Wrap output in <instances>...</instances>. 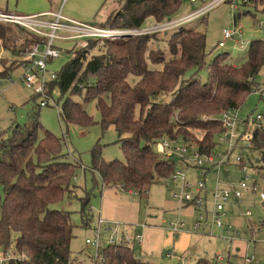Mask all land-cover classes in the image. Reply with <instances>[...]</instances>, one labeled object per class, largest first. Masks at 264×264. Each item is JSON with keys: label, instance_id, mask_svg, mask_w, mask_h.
<instances>
[{"label": "trees", "instance_id": "trees-1", "mask_svg": "<svg viewBox=\"0 0 264 264\" xmlns=\"http://www.w3.org/2000/svg\"><path fill=\"white\" fill-rule=\"evenodd\" d=\"M184 1L119 0L121 6L100 27L141 30L147 20L168 23ZM250 3L264 0H248L245 5ZM0 41L13 60L25 67L27 50L45 39L17 25L0 23ZM87 42L89 47L69 51L71 59L48 82V94L54 100L53 92H60L59 104L54 103L67 125L95 124L82 102L96 103L101 127L116 129L125 162H106L97 143L91 151L90 170L99 174L103 187L134 192L141 199L148 198L154 184L170 181L178 168L175 157L154 150L159 141L166 139L212 154L226 132L221 115L240 109L251 93L263 92L255 83L264 66L262 41L253 43L241 67L227 63L226 55L207 63L205 33L187 24L177 27L171 36L167 31L114 41L90 38ZM15 67L0 72V83L10 78ZM206 68L204 80L201 73ZM35 98L42 108L39 95ZM257 115L261 120L250 151L258 159L243 156L242 163L262 172L260 181L264 182V117L252 116ZM37 117L33 115L35 123L17 124L0 136V249L14 247L25 256L24 261L11 264H84L71 251L76 227L71 213L52 208L65 196H74V163L65 161L64 142L45 130ZM90 198L86 194L79 199L84 228L92 223ZM261 226L264 228V222ZM97 254L96 259L88 255L92 264H152L143 262L127 244H103ZM219 260V256H204L198 264H219Z\"/></svg>", "mask_w": 264, "mask_h": 264}, {"label": "rangeland", "instance_id": "rangeland-1", "mask_svg": "<svg viewBox=\"0 0 264 264\" xmlns=\"http://www.w3.org/2000/svg\"><path fill=\"white\" fill-rule=\"evenodd\" d=\"M63 1V2H62ZM0 0V10H9L10 13L20 15H34L41 10L58 12L61 9L62 15L80 23L90 24L100 27L109 15L121 6L119 0H72L65 6L64 0ZM211 2L215 0H210ZM248 0H227L203 14L186 22L188 27L202 31L206 35V51L208 53L207 63L212 62L218 56L226 55V62L236 67H241L248 60V54L254 42L264 43V3L245 5ZM25 5L23 8L22 6ZM201 0L191 2L185 0L172 21L180 17H188L197 14L203 7ZM71 11V14L69 13ZM45 20V19H44ZM167 23H157L147 20L142 29L146 30L141 35L165 33L173 34L178 26L166 29ZM224 30H238L241 36H236L228 40L223 47H219L222 41ZM68 33H64L66 35ZM137 36V35H136ZM119 37V39L127 38ZM87 38L62 42L56 44L63 49L57 59L48 64L50 73H57L71 59L72 48H87L81 43ZM114 41L115 39H108ZM1 42V41H0ZM2 43V42H1ZM78 47V48H77ZM43 47L40 49L42 50ZM7 63V64H3ZM6 65V66H5ZM21 64L13 60V55L0 47V72L19 67L10 72L12 81L0 83V136L9 133L10 129L19 124H33V115L38 116L37 120L45 130L64 142L63 151L66 154L65 161L74 163L75 176L72 185L75 193L72 197H67L62 202L52 205L53 209L67 211L71 213V220L76 226L75 237L71 243L73 256L84 264H92L89 256L94 257L93 248L85 244V240L93 239V231L90 228L81 226V203L79 199L86 194L91 195L90 215L92 222L98 220L99 214L102 219L119 225L118 233L128 236H142L143 247L138 244L133 245V250L143 262L152 264H198L199 259L204 256H223L219 264L235 263L239 260L236 249H243L248 246L247 255L253 254L255 246L256 264H264V205L258 204L255 195L251 194L243 200L239 208L228 206L223 222L227 225L236 226L242 233L240 239L230 241L226 236V229H211V225L205 223L196 228V218L198 209L191 205L180 207L173 198L174 192H180L178 186H173L170 181L154 184L148 198H139L132 192L121 191L114 187H103L102 180L97 173H93L90 168L92 164L91 151L97 143L102 146V157L106 162H125L122 146L118 143V134L114 127L104 130L101 125V114L95 102L83 103L82 106L92 117L95 124L89 127L67 125L59 117L60 109L55 105L59 102L61 95L58 90L53 92L54 100H51L46 107H39V99L35 98V88H28L20 81L24 69ZM208 68L204 69L201 77L206 80ZM256 86L263 89V92H255L248 95L239 109L240 118L245 120L256 114L264 117V66L255 78ZM256 91V90H255ZM59 104V103H58ZM30 121V122H29ZM29 122V123H28ZM241 129L236 132L241 133ZM219 139V138H218ZM158 150V146L154 147ZM223 146L219 145L216 152H221ZM238 150L235 154H238ZM246 160L258 159V155L250 150L243 152ZM177 161L180 167L179 159ZM230 175L235 178L249 175V180L260 179L262 172L258 173L252 169L243 173L239 168L228 169ZM192 172V173H191ZM187 174H195L187 169ZM196 184L198 176L191 179ZM0 196L3 190L0 187ZM250 211V218L242 216ZM241 215L237 218L235 215ZM209 220L211 217L209 216ZM251 221V222H250ZM182 222L184 227L174 233L168 230L170 223ZM209 223V222H208ZM234 224V225H233ZM142 225H145L144 227ZM115 230V225L113 226ZM170 252L172 257H167ZM89 255V256H88ZM229 258V259H228ZM241 261V260H239Z\"/></svg>", "mask_w": 264, "mask_h": 264}, {"label": "built area", "instance_id": "built-area-1", "mask_svg": "<svg viewBox=\"0 0 264 264\" xmlns=\"http://www.w3.org/2000/svg\"><path fill=\"white\" fill-rule=\"evenodd\" d=\"M197 0H191L196 2ZM204 7L197 13L186 16L175 21H170L165 26L166 29L175 26H182L193 20L201 17L203 14L214 6L227 0H201ZM246 1V0H245ZM52 15L53 21L43 20L41 17ZM0 23L8 25H17L27 31L45 39L41 44H35L26 52V60L29 62L24 67V72L20 81L25 83L28 88H35V95H39L41 101L40 106L46 107L53 100L47 91L48 82L56 79V73H50L47 69L48 64L57 59L61 50L57 47L56 42L73 41L80 38H103L117 39L119 37L136 36L145 34L144 29L141 30H115L102 27L92 26L90 24L80 23L68 19L62 15V12L56 14H34L20 15L14 13L0 12ZM64 33H68L64 35ZM240 37L241 33L238 30H224L222 41L219 42V47L225 46L228 40ZM82 46L88 45L85 41ZM41 47L42 50L40 49ZM7 81H12L9 78ZM261 120V115L256 117L250 116L243 120L240 118L239 109L226 111L220 117V121L226 128V132L220 136L218 144L223 146L221 152H213L212 154H201L194 147L188 145L174 144L169 140H161L158 142V152L167 157H177L180 167L170 177V183L173 186H178L180 192H174L173 198L179 203L180 207L188 205L198 209L195 227L198 228L204 223L211 225V229H226L227 237L232 242L240 239L242 233L223 222V216H226L228 206L238 207L241 202L251 194L258 198V202L264 205V182L260 179L249 180V175L241 178H235L230 175L228 169L235 168L242 163L243 152L251 150V142L254 138V131L259 127L257 123ZM241 129V133L236 131ZM238 150V154L235 151ZM252 166L244 164L240 165V170L247 173L252 171ZM187 169L195 170L198 176L196 184L192 183L193 178L187 174ZM130 192V191H129ZM135 194L134 192H132ZM136 195V194H135ZM209 216L211 220H209ZM245 217L252 216L250 211L244 214ZM209 222V223H208ZM115 225V230L113 226ZM143 227L145 225H142ZM184 224L182 222L170 223L168 230L178 233ZM117 223L105 221L101 216L96 222L91 223L93 231V239H86V244L93 248L94 258L98 257V250L103 245L109 244H127L133 247L138 244L143 245L142 236H134L132 238H124L119 235ZM106 235V236H105ZM167 257L172 254L168 252ZM219 259H222L219 256ZM25 260V256L20 255L14 247L8 251L0 249V264H11L13 261L18 263ZM254 255L244 257L241 261L233 264H254ZM187 264V263H183ZM232 264V263H228Z\"/></svg>", "mask_w": 264, "mask_h": 264}, {"label": "crops", "instance_id": "crops-1", "mask_svg": "<svg viewBox=\"0 0 264 264\" xmlns=\"http://www.w3.org/2000/svg\"><path fill=\"white\" fill-rule=\"evenodd\" d=\"M58 1H62V0H58ZM65 1H66V4H65V6H68V4L72 1V0H64V3H65ZM63 2V1H62ZM23 8L25 7V5H23L22 6ZM0 12H4V13H10L9 12V10L8 9H6V11H2V10H0ZM59 12H61V9L58 11V12H51V11H47V10H41L40 12H38L37 14H44V13H49V14H56V13H59ZM69 13L71 14V11H69ZM64 16V15H63ZM64 17H66V16H64ZM43 20L45 19L46 21H53L54 20V17L52 16V15H45V16H43V17H41ZM67 18V17H66ZM180 18H183V17H180ZM180 18H178V19H180ZM68 19H70V18H68ZM71 20H73V19H71ZM75 21V20H74ZM223 37V36H222ZM57 45V44H56ZM0 47H1V42H0ZM57 47L61 50V51H63V49L61 48V47H59L58 45H57ZM2 48V47H1ZM19 68V67H18ZM23 69H24V67H22ZM24 72V71H23ZM189 170H191V169H189ZM191 171H193L195 174H191L190 176H192V177H194L195 175H196V171L195 170H191ZM192 173V172H191ZM255 198H257L256 196H255ZM246 200V199H245ZM257 201H258V198H257ZM179 204V203H178ZM258 204H260L259 202H258ZM180 206V205H179ZM240 206V205H239ZM239 206L238 207H235V208H239ZM234 207V206H233ZM100 216H101V214H99ZM237 218H240V216L241 215H239V214H237V215H235ZM242 216H244V215H242ZM234 225V224H233ZM233 228H235V229H238L236 226H232ZM239 230V229H238ZM240 231V230H239ZM241 232V231H240ZM119 235L120 236H122V237H124V238H132V237H134L135 235H133V236H128V235H125V233H122V234H120L119 233ZM106 236V235H105ZM140 247H143V245H141ZM253 254H254V252H255V246L253 247ZM247 250H248V246H246L244 249H243V251L241 250V248H237L236 249V255L239 257V260L240 259H243L244 257H246V256H249V255H247L248 253H247ZM247 253V254H246ZM172 257V256H171ZM223 257V256H222ZM238 261V260H237ZM228 263H230L229 261H228ZM254 264H256V262H254Z\"/></svg>", "mask_w": 264, "mask_h": 264}]
</instances>
